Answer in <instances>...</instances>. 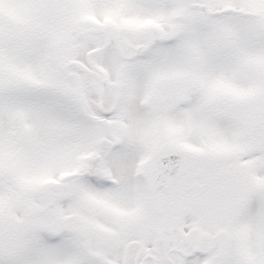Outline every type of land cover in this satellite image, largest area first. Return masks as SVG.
<instances>
[{"label": "snow or ice", "instance_id": "obj_1", "mask_svg": "<svg viewBox=\"0 0 264 264\" xmlns=\"http://www.w3.org/2000/svg\"><path fill=\"white\" fill-rule=\"evenodd\" d=\"M0 264H264V0H0Z\"/></svg>", "mask_w": 264, "mask_h": 264}]
</instances>
